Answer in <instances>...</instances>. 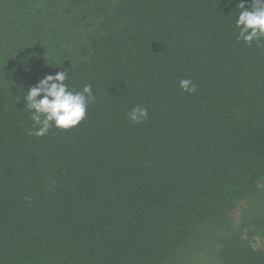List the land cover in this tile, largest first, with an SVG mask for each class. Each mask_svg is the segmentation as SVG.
<instances>
[{
  "label": "trees",
  "instance_id": "obj_1",
  "mask_svg": "<svg viewBox=\"0 0 264 264\" xmlns=\"http://www.w3.org/2000/svg\"><path fill=\"white\" fill-rule=\"evenodd\" d=\"M240 2L0 0V264H264V39H238ZM65 69L95 100L37 137L27 91Z\"/></svg>",
  "mask_w": 264,
  "mask_h": 264
},
{
  "label": "clouds",
  "instance_id": "obj_2",
  "mask_svg": "<svg viewBox=\"0 0 264 264\" xmlns=\"http://www.w3.org/2000/svg\"><path fill=\"white\" fill-rule=\"evenodd\" d=\"M237 8L238 39L249 46L256 42L259 47L264 39V0H252L251 6H246L241 0ZM69 78V70L65 69L54 76H45L27 91L26 108L32 112L35 129L31 134L43 137L53 126L60 130H71L86 118L87 109L95 100L92 86L85 85L81 90L71 89L66 83ZM180 88L190 94L196 91L191 79H182ZM128 118L134 123H143L148 118V110L136 106L128 113Z\"/></svg>",
  "mask_w": 264,
  "mask_h": 264
},
{
  "label": "rangeland",
  "instance_id": "obj_3",
  "mask_svg": "<svg viewBox=\"0 0 264 264\" xmlns=\"http://www.w3.org/2000/svg\"><path fill=\"white\" fill-rule=\"evenodd\" d=\"M234 216H235V218H237V219H239L240 218V211L239 210H237V211H235L234 212ZM259 247H262L263 245H262V243L260 242V241H258V244H257Z\"/></svg>",
  "mask_w": 264,
  "mask_h": 264
}]
</instances>
